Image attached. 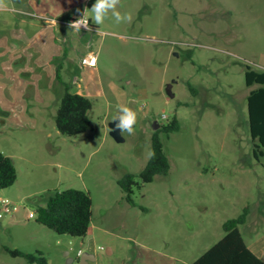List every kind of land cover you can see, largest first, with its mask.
Listing matches in <instances>:
<instances>
[{
  "label": "rangeland",
  "instance_id": "rangeland-1",
  "mask_svg": "<svg viewBox=\"0 0 264 264\" xmlns=\"http://www.w3.org/2000/svg\"><path fill=\"white\" fill-rule=\"evenodd\" d=\"M21 2L0 0V97L5 84L8 93L28 99L38 90L43 101L26 115L0 108V151L17 173L0 197L19 206L0 218V264H27L5 247L39 250L48 264H80L81 253L95 257L89 264H192L224 236L223 222L246 205L260 220L256 229L240 226L244 241L264 239V158L251 154L246 108L257 85L247 87L244 78L245 65L264 71V0H118L115 9L104 10L99 28L58 25L54 37L46 36L40 62L18 65L13 40L35 38L36 29L6 8ZM90 3L91 13L96 0ZM113 11L130 19L118 23ZM89 54L97 62L82 64ZM57 75L70 92L91 100L85 132L66 136L55 127L64 91ZM122 107L135 113L136 123L116 141L109 123L123 115ZM174 117L179 128L160 135L168 172L143 183L151 135ZM126 173L137 183L132 203L117 185ZM67 188L91 198L83 237L26 219L23 205L34 209L40 195Z\"/></svg>",
  "mask_w": 264,
  "mask_h": 264
},
{
  "label": "trees",
  "instance_id": "trees-1",
  "mask_svg": "<svg viewBox=\"0 0 264 264\" xmlns=\"http://www.w3.org/2000/svg\"><path fill=\"white\" fill-rule=\"evenodd\" d=\"M60 66L57 67L59 69ZM244 78L247 87L252 88L246 96L248 130L251 140V154L260 161L264 158V71L244 66ZM63 85V94L54 116L57 131L66 136L85 132L90 128L88 113L92 108L91 100L80 93L70 92L69 86L57 75ZM179 128L174 117L166 125H160L150 138L151 155L143 167L140 178L143 183L151 182L156 175H166L169 169L168 159L163 151L161 134ZM264 168V164H263ZM17 178L15 166L10 157L0 151V189L14 184ZM137 184L134 175L124 174L117 180L119 188L126 193V199L132 203V187ZM34 201L35 220L57 234L83 237L88 232L91 222V198L83 190L67 188L53 190L39 196ZM249 214V207H243L241 213L223 222L224 236L201 254L192 264H264L246 246L239 231ZM12 257H22L27 264H48L41 251L24 252L19 249L4 248Z\"/></svg>",
  "mask_w": 264,
  "mask_h": 264
},
{
  "label": "crops",
  "instance_id": "crops-1",
  "mask_svg": "<svg viewBox=\"0 0 264 264\" xmlns=\"http://www.w3.org/2000/svg\"><path fill=\"white\" fill-rule=\"evenodd\" d=\"M21 1H22L21 7H17L15 5L10 4L6 8H8L11 11H18L20 14L25 16V18L21 20V23H23L24 26H27L30 28L35 27L36 29L33 34L31 33V37H35V38H31V39L15 38L13 40L15 41V43H14V48H12L11 50L12 52L19 53L20 55L18 57L20 64L18 65H22V62L24 61V59L26 61L30 59L31 63H33L34 61L36 62V64L40 62L39 60L40 53L41 51H45L46 44L48 41V38L46 36L48 34L50 38L54 37V33L56 31V28H58L57 27L58 25L70 26L71 22L78 21L79 19H87L89 26L88 28H85L83 30L91 31L92 29L99 28V26H97L98 24L95 23L92 14L88 12L90 11L89 9V6L91 4L90 2L93 0H21ZM79 28L82 29V27H79ZM21 35H24V34L21 33ZM39 40L42 42L38 43ZM9 47L10 48L13 47V44H9ZM3 49H7V47H4ZM53 49L56 52L60 50L58 46ZM26 51L34 53V55L27 56L24 54V52ZM56 52L54 55H52L53 58L58 57L56 55ZM36 58L38 59V62L35 60ZM41 62L43 63V61ZM53 62L54 60L52 59V62L48 63V66L50 68H53L54 66ZM52 79H53V76L51 78L49 77V80H48L49 85L51 84ZM19 86H20V89L22 90V86H23L22 82L19 84ZM0 88H1V85H0ZM5 89H6V85L3 84L2 86L3 94H1V97H0V108L3 109L5 113L7 112L8 114L14 115V114L24 113L26 115L29 112L27 111L29 110V108H32V107L35 108L37 104H39V101H43V96H41L38 93L39 92L38 90H36L35 93L29 94V99H28L26 96L27 93L12 94V93H8L7 91H5ZM32 96L33 98L30 99V97ZM20 106H22L24 110L20 109L19 108ZM19 110H22V111H19ZM250 213H251V209L249 208V214L247 216V219L242 225L249 224V226L254 227L253 229H256V222L257 221L259 222L260 220L258 219L259 216L256 219L254 212H252L251 213L252 218L250 219L249 218ZM26 219L28 218L26 217ZM255 235L256 237H258L257 232H255ZM263 240L264 239H260L258 237L255 242H251L250 244H248L243 239L247 248L254 255H256L260 260L264 262V242ZM107 252L111 253V249L107 248ZM138 256H140L139 252H138Z\"/></svg>",
  "mask_w": 264,
  "mask_h": 264
},
{
  "label": "clouds",
  "instance_id": "clouds-1",
  "mask_svg": "<svg viewBox=\"0 0 264 264\" xmlns=\"http://www.w3.org/2000/svg\"><path fill=\"white\" fill-rule=\"evenodd\" d=\"M118 0H96V3L91 8V13L93 15L94 21L96 24L103 23L104 20V10L105 9H115ZM113 16L115 17L116 21L119 23L122 19H130V17H122L119 12L113 11ZM79 25H87L84 21H75L70 25L76 31H79ZM94 63V61H93ZM123 115L119 117L120 124L116 125L115 127L120 131H126L129 134L133 132V125L136 123V115L133 111H131L127 107H122L119 109Z\"/></svg>",
  "mask_w": 264,
  "mask_h": 264
},
{
  "label": "built area",
  "instance_id": "built-area-1",
  "mask_svg": "<svg viewBox=\"0 0 264 264\" xmlns=\"http://www.w3.org/2000/svg\"><path fill=\"white\" fill-rule=\"evenodd\" d=\"M79 21H84V23L87 25V27H85L84 25H79V27L88 28L89 25L87 19H79ZM74 22H71V24ZM81 63L86 65H94L96 63V58L94 55L91 54L85 55L84 57L81 58ZM23 208L26 211V217L28 219H35L36 213L33 208H29L27 205H23ZM18 210H19V206L15 202L0 197V218L6 214L12 215ZM79 254H80V250L78 251V255Z\"/></svg>",
  "mask_w": 264,
  "mask_h": 264
},
{
  "label": "water",
  "instance_id": "water-1",
  "mask_svg": "<svg viewBox=\"0 0 264 264\" xmlns=\"http://www.w3.org/2000/svg\"><path fill=\"white\" fill-rule=\"evenodd\" d=\"M170 88H171V85L167 84L165 87V92L167 93V95L169 97H173V93L171 92ZM118 124H120V119H119V117H116L112 122L109 123V129H110L109 133L116 141H122L123 139L120 136V130L115 127ZM155 128H156V126L153 125V129H155ZM94 259H95V257L92 256V254L81 253V255L79 257V263L80 264H89V262L93 261ZM69 260L72 261V259H69Z\"/></svg>",
  "mask_w": 264,
  "mask_h": 264
}]
</instances>
